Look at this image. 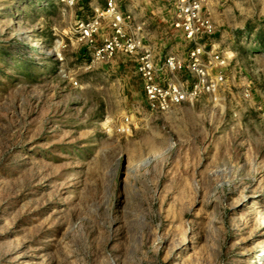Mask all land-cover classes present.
<instances>
[{
	"label": "rangeland",
	"instance_id": "obj_1",
	"mask_svg": "<svg viewBox=\"0 0 264 264\" xmlns=\"http://www.w3.org/2000/svg\"><path fill=\"white\" fill-rule=\"evenodd\" d=\"M117 1L185 58L165 2ZM203 1L225 83L157 113L77 32L105 0H0V264H264V0Z\"/></svg>",
	"mask_w": 264,
	"mask_h": 264
},
{
	"label": "built area",
	"instance_id": "obj_2",
	"mask_svg": "<svg viewBox=\"0 0 264 264\" xmlns=\"http://www.w3.org/2000/svg\"><path fill=\"white\" fill-rule=\"evenodd\" d=\"M162 1L170 7L172 26L188 45L185 58L155 51L145 41L139 22L131 12L121 10L117 0H105L103 6L94 7L90 16L77 22V32L92 42L102 26L110 29L101 44L93 45L94 55L101 59L118 54L133 58L146 107L153 112L165 113L183 103L198 102L204 95L217 101L229 61L215 43L216 26L204 10V1Z\"/></svg>",
	"mask_w": 264,
	"mask_h": 264
},
{
	"label": "bare ground",
	"instance_id": "obj_3",
	"mask_svg": "<svg viewBox=\"0 0 264 264\" xmlns=\"http://www.w3.org/2000/svg\"><path fill=\"white\" fill-rule=\"evenodd\" d=\"M164 153V150L163 151H158V152H155V153H151L150 155L148 156H145L143 159L139 160L138 162H136L133 167H137V166H141V165H145L147 164L149 161H151L153 158H156L158 157V155L160 154H163ZM132 164V163H131ZM132 166V165H131Z\"/></svg>",
	"mask_w": 264,
	"mask_h": 264
},
{
	"label": "crops",
	"instance_id": "obj_4",
	"mask_svg": "<svg viewBox=\"0 0 264 264\" xmlns=\"http://www.w3.org/2000/svg\"><path fill=\"white\" fill-rule=\"evenodd\" d=\"M158 53L161 54V55L163 54L162 52H158ZM144 99H145V97H144ZM145 103H146V101H145Z\"/></svg>",
	"mask_w": 264,
	"mask_h": 264
}]
</instances>
